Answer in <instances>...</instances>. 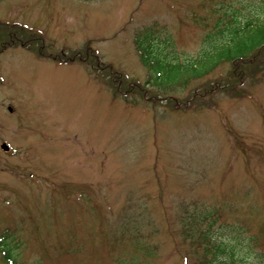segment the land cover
I'll use <instances>...</instances> for the list:
<instances>
[{"label": "rangeland", "instance_id": "1", "mask_svg": "<svg viewBox=\"0 0 264 264\" xmlns=\"http://www.w3.org/2000/svg\"><path fill=\"white\" fill-rule=\"evenodd\" d=\"M231 12L264 0H0V264H200L206 209L264 258V48L160 84Z\"/></svg>", "mask_w": 264, "mask_h": 264}, {"label": "trees", "instance_id": "2", "mask_svg": "<svg viewBox=\"0 0 264 264\" xmlns=\"http://www.w3.org/2000/svg\"><path fill=\"white\" fill-rule=\"evenodd\" d=\"M234 12H231V19L227 22L224 30H219L216 35H209L206 38L207 47L202 49L196 61L171 62L168 64L167 82L161 85H169L178 81L183 76L190 75L199 77L205 74L210 68L214 67L220 61L237 60L245 57L253 50L264 48V22H252L244 20L240 23ZM150 35L143 37L146 39ZM220 35V37H219ZM145 36V35H144ZM135 42L140 54V60L148 68H152L150 57V37L147 40V46L143 47V42ZM201 52V53H202ZM158 58V57H157ZM160 63L164 59L158 58ZM184 223L187 235L194 238V244L197 245L200 253V264H264L262 255L255 253L257 261L252 262L250 257L253 254L251 250V239L248 238V248L245 249L241 240L221 239L220 235L214 234V225L219 222L218 212L215 210L195 211L192 214H184ZM218 229L224 228L221 222L218 223ZM217 229V230H218ZM1 243V242H0ZM241 249L243 252H240ZM244 249V250H243ZM5 264H18L15 261L12 251L9 248L2 250Z\"/></svg>", "mask_w": 264, "mask_h": 264}, {"label": "water", "instance_id": "3", "mask_svg": "<svg viewBox=\"0 0 264 264\" xmlns=\"http://www.w3.org/2000/svg\"><path fill=\"white\" fill-rule=\"evenodd\" d=\"M1 146L2 148L7 149V146L5 144H2Z\"/></svg>", "mask_w": 264, "mask_h": 264}]
</instances>
